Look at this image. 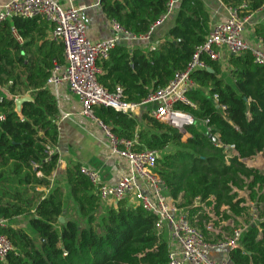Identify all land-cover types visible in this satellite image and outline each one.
<instances>
[{
	"label": "trees",
	"instance_id": "1",
	"mask_svg": "<svg viewBox=\"0 0 264 264\" xmlns=\"http://www.w3.org/2000/svg\"><path fill=\"white\" fill-rule=\"evenodd\" d=\"M220 1L242 18L262 6L261 0ZM168 2L100 0L98 8L108 22L142 37L166 13ZM170 17L148 41L116 44L97 62L98 83L109 92L120 88L126 102L140 103L184 72L211 31L210 15L204 0H179ZM51 29L41 18L0 22V236L11 246L0 264H168V234L156 232V217L140 204L124 199L104 208L79 164L64 172L68 204L63 186L49 183L58 163L59 110L45 85L52 61L64 63L63 45L49 38ZM253 33L264 42V18ZM157 34L163 36L149 46ZM199 61L207 69L190 73L195 88L187 93L189 105L175 106L193 118L186 136L148 112L131 117L93 107L92 116L117 140L135 139V151L158 152L154 172L166 196L186 210L205 241H216L207 229L212 218L245 221L240 246L228 251L231 264H264V173L244 163L264 153V66L249 51L230 55L227 67L205 55ZM23 96L31 100L17 112L14 102ZM242 191L254 203L256 224L247 225L251 217L238 197ZM68 207L73 216L66 217ZM19 217L29 219L36 241L10 224Z\"/></svg>",
	"mask_w": 264,
	"mask_h": 264
},
{
	"label": "built area",
	"instance_id": "2",
	"mask_svg": "<svg viewBox=\"0 0 264 264\" xmlns=\"http://www.w3.org/2000/svg\"><path fill=\"white\" fill-rule=\"evenodd\" d=\"M261 1L260 9L242 18L235 9L226 7L219 0L226 13L224 21L211 29L204 44L196 49L184 72L176 73L165 87L150 93L140 103L124 101L120 88L112 92L103 88L97 81L101 74L97 62L106 59L110 50L120 42L132 44L148 41L152 32L170 18L179 0H169L166 13L154 25L150 34L142 37L124 31L111 21V37L90 40L87 37L90 25L86 14L88 7L76 4V0H10L0 6V22L11 20L13 17L41 18L52 25L49 38L61 42L64 52L63 64L52 61V69L45 85L56 101L59 89L65 86L78 99L83 113L87 116L93 117V107L111 108L131 117L148 112L156 121L177 128L186 136L184 129L193 124V118L177 110L175 106L189 105L187 93L195 88L190 73L195 69H207L206 64L199 61L202 55L220 62L223 48L231 55L249 51L254 61L264 66V42L256 39L255 43H250L244 38L247 22L264 10V0ZM99 2L100 0H93V6L98 8ZM242 8L246 9V5ZM69 117V114L63 116L64 119ZM3 120L4 116L0 115V122ZM97 123L109 144L110 156L124 159L128 166L127 172L119 176L114 186L102 184L98 171L81 167L80 172L96 188L102 203H113L131 197L145 212L153 214L156 217V232L167 233L171 241L168 264H231L227 259L215 260L212 254L215 251L238 248L243 229L234 230L231 236L213 243L205 241L204 236L190 225L186 210L178 208L166 196L165 187L154 172L158 152H137L133 149L135 139L119 141L100 122ZM10 249L9 242L0 236V262L5 261Z\"/></svg>",
	"mask_w": 264,
	"mask_h": 264
},
{
	"label": "crops",
	"instance_id": "3",
	"mask_svg": "<svg viewBox=\"0 0 264 264\" xmlns=\"http://www.w3.org/2000/svg\"><path fill=\"white\" fill-rule=\"evenodd\" d=\"M8 1L10 0H0V6L7 3ZM76 4L88 7L86 14L88 15V18L90 20V25L87 31V37L90 40L97 41L107 39L112 36L109 22L101 13L99 8L93 6V0H76ZM204 4L210 15V29H212L215 25L224 21L226 13L225 10H223V8L221 7L219 0H204ZM263 18L264 10L257 13L247 22L245 26L244 38H246V40H248L250 43L256 42V38L253 33V25L257 22L262 21ZM158 31H160V28ZM161 36L163 35L157 34V36H155L150 42L149 46H156V40ZM230 55L231 54H229L225 48L221 50L220 64L223 67H227L228 58ZM57 105L59 110V137L57 147L55 148V153L58 154V163L55 171L48 179L49 183L61 184L64 188L65 198V194L67 191L69 194L68 187L64 183L65 169L69 165L79 164L82 168H89L98 171V175L102 184H105L107 186H114L117 183L119 176L127 172L128 166L126 161L122 158L110 156L109 144L103 137L96 119L83 113L80 102L65 86L59 89ZM64 114H69L70 117L64 119ZM262 154L264 153H260L251 160H248V162L246 163L247 166L251 167L249 163H251V161L253 160H256V158H260V155ZM127 199V201H129V204H133L136 202L131 197ZM114 203L115 202H108V206H111ZM198 204L199 203L196 202V205ZM202 208L206 213H209V209L204 205H202ZM210 216L213 217V215ZM215 219L212 218L209 222H216ZM10 224L15 228L24 230L30 236H32V233L35 234V232L30 229L29 219L26 217L16 218L12 220ZM208 225L207 229L209 231L210 228L208 227ZM222 234L223 232L220 230V239H216V241L224 238V236L221 237ZM168 241L170 246L171 241L169 236ZM228 251L229 250L215 251L212 254V258L217 261L227 259L230 262L228 258Z\"/></svg>",
	"mask_w": 264,
	"mask_h": 264
},
{
	"label": "rangeland",
	"instance_id": "4",
	"mask_svg": "<svg viewBox=\"0 0 264 264\" xmlns=\"http://www.w3.org/2000/svg\"><path fill=\"white\" fill-rule=\"evenodd\" d=\"M23 97H25V96H23ZM249 165L251 167L258 168L259 170H261L264 173V154L260 155V158H256V160L251 161V163H249ZM238 197L244 200V204L245 205L248 203L247 207L249 208L248 212H249V216L251 218L249 220V224H247V225H251V223H255L256 224L258 222V220H257V211L254 208V203L249 202V193L247 191L238 192ZM129 200H131V199H129ZM68 201L71 202L69 194H68V191H67L66 194H65L64 203L68 204L69 203ZM103 206H104V208H107L108 207V202H104ZM65 215H66V217L73 216L72 209L70 207L67 208V211H66ZM215 220H216V222H214V221L207 222L209 224V225L208 224L207 225L210 228L209 236L213 240L220 239L219 238L220 230L223 232L221 237L222 236L225 237V236L229 235V233H230L229 229H232V230L233 229H236V230L238 229L239 230V229H243V228L246 227L245 221L242 220V219L238 221L239 224H237L233 220H228V221H224V222H222V221L221 222H217V219H215ZM219 227H221V228H219ZM226 227L228 228V231L224 230ZM31 238H33L34 241L37 240L35 234H33V233H32Z\"/></svg>",
	"mask_w": 264,
	"mask_h": 264
},
{
	"label": "water",
	"instance_id": "5",
	"mask_svg": "<svg viewBox=\"0 0 264 264\" xmlns=\"http://www.w3.org/2000/svg\"><path fill=\"white\" fill-rule=\"evenodd\" d=\"M207 71L210 72V73H212V71L210 69H208ZM30 100H31V98L28 97V96H25V97L16 99L15 102H14L15 103L16 111L17 112H20V106H21V104L24 103V102H26V101H30ZM247 162H248V160H244V163H247ZM58 222L60 224H63L64 223V219L61 217V218H59Z\"/></svg>",
	"mask_w": 264,
	"mask_h": 264
}]
</instances>
